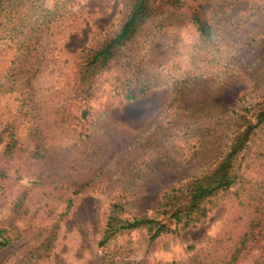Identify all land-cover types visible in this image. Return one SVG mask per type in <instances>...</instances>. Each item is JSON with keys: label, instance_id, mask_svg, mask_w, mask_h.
I'll return each mask as SVG.
<instances>
[{"label": "rangeland", "instance_id": "rangeland-1", "mask_svg": "<svg viewBox=\"0 0 264 264\" xmlns=\"http://www.w3.org/2000/svg\"><path fill=\"white\" fill-rule=\"evenodd\" d=\"M132 2L0 0V264H264V124L200 221L99 245L116 197L152 217L264 102V0H148L134 38L90 66Z\"/></svg>", "mask_w": 264, "mask_h": 264}, {"label": "trees", "instance_id": "trees-1", "mask_svg": "<svg viewBox=\"0 0 264 264\" xmlns=\"http://www.w3.org/2000/svg\"><path fill=\"white\" fill-rule=\"evenodd\" d=\"M149 15L148 0H133L130 11L116 35L94 52L89 59V65L103 68L118 49L134 38L137 30L145 23ZM193 22L202 38L206 40L212 38L211 28L205 21L194 16ZM140 93L143 91L129 92L128 98L136 100ZM257 106L258 110L249 120L241 115L233 120V136L214 167L167 189L157 202L152 217H124L128 200L121 196L116 197L108 207L99 245L104 246L115 235L138 228H146L149 232V240L153 241L160 235L172 231L170 228L172 224L177 228H186L204 218L207 211L203 207V202L213 197L218 191L229 190L234 185L236 175L233 164L235 159L247 145L254 130L264 124V102ZM6 242V239L1 238L0 246Z\"/></svg>", "mask_w": 264, "mask_h": 264}]
</instances>
